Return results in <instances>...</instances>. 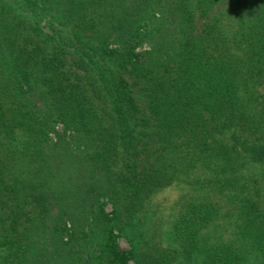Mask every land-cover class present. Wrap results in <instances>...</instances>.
<instances>
[{"label": "trees", "instance_id": "trees-1", "mask_svg": "<svg viewBox=\"0 0 264 264\" xmlns=\"http://www.w3.org/2000/svg\"><path fill=\"white\" fill-rule=\"evenodd\" d=\"M0 264H264V0H0Z\"/></svg>", "mask_w": 264, "mask_h": 264}, {"label": "rangeland", "instance_id": "rangeland-1", "mask_svg": "<svg viewBox=\"0 0 264 264\" xmlns=\"http://www.w3.org/2000/svg\"><path fill=\"white\" fill-rule=\"evenodd\" d=\"M212 198V189L188 184H174L155 192L148 205L152 216L148 220L152 233L162 234L164 239H167L168 234H171L173 222L181 215L185 205L209 201ZM106 211L110 212L111 208L108 206ZM119 246L121 249L129 248L125 238L119 241Z\"/></svg>", "mask_w": 264, "mask_h": 264}]
</instances>
